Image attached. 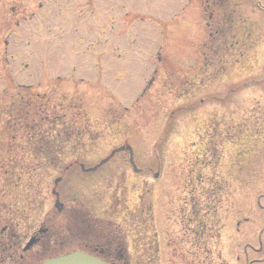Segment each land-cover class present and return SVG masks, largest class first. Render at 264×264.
<instances>
[{"label": "rangeland", "instance_id": "obj_1", "mask_svg": "<svg viewBox=\"0 0 264 264\" xmlns=\"http://www.w3.org/2000/svg\"><path fill=\"white\" fill-rule=\"evenodd\" d=\"M75 249L264 264V0H0V264Z\"/></svg>", "mask_w": 264, "mask_h": 264}, {"label": "water", "instance_id": "obj_2", "mask_svg": "<svg viewBox=\"0 0 264 264\" xmlns=\"http://www.w3.org/2000/svg\"><path fill=\"white\" fill-rule=\"evenodd\" d=\"M125 149H128L130 151V154H131V162L132 164H135L134 163V160H133V149L131 146H121L117 149H115L112 154H114L115 152H118V151H121V150H125ZM109 158L103 160L101 164H103L105 161H107ZM98 166H95L93 168H90L89 170H95ZM84 169V167H83ZM88 170V169H86ZM59 204V202H57V205ZM34 240L32 239L28 245H27V248L30 247L32 244H33ZM42 264H109L105 261H103L102 259L100 258H97V257H94L90 254H87V253H84V252H81V251H74L72 253H69V254H66V255H63V256H59V257H55V258H52V259H49L45 262H43Z\"/></svg>", "mask_w": 264, "mask_h": 264}, {"label": "trees", "instance_id": "obj_3", "mask_svg": "<svg viewBox=\"0 0 264 264\" xmlns=\"http://www.w3.org/2000/svg\"><path fill=\"white\" fill-rule=\"evenodd\" d=\"M31 129H32V128H31ZM111 256H114V255H113V254H112V255H110V254H106V255L103 256V258H105V259L108 260V261H112Z\"/></svg>", "mask_w": 264, "mask_h": 264}]
</instances>
